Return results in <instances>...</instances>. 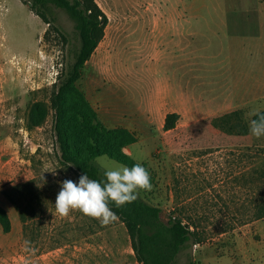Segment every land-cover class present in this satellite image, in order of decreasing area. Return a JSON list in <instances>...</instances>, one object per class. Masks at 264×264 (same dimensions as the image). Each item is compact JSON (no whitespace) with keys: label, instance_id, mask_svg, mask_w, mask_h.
I'll list each match as a JSON object with an SVG mask.
<instances>
[{"label":"rangeland","instance_id":"374dc122","mask_svg":"<svg viewBox=\"0 0 264 264\" xmlns=\"http://www.w3.org/2000/svg\"><path fill=\"white\" fill-rule=\"evenodd\" d=\"M95 1L108 23L77 85L100 122L135 134L124 152L152 183L138 195L163 220L176 212L195 228V264H264V136L249 132L251 114L264 110V0ZM54 14L58 28L21 0H0V204L12 221L9 233L0 227V264H140L119 217L103 225L55 213L59 182L80 174L61 160L52 106L79 37L66 13ZM233 34L252 58L238 45L231 56ZM35 102L49 111L38 126ZM170 113L179 117L166 130ZM95 163L123 165L105 155Z\"/></svg>","mask_w":264,"mask_h":264},{"label":"trees","instance_id":"16d2710c","mask_svg":"<svg viewBox=\"0 0 264 264\" xmlns=\"http://www.w3.org/2000/svg\"><path fill=\"white\" fill-rule=\"evenodd\" d=\"M31 11L50 26L57 23L54 11L61 10L73 21L79 37V48L68 77L52 97L55 110V133L61 152V160L71 165L81 175L103 181L104 169L95 163L101 156L131 167L137 162L124 152V148L136 142L135 134L124 127L109 128L99 121L97 112L77 85L87 61L100 41L108 17L95 0H21ZM56 28H58L56 24ZM49 30L46 31V35ZM48 108L42 102H35L31 108V120L38 126L48 115ZM259 112H264L261 110ZM179 115L170 113L166 117L165 129L175 127ZM255 118L254 116L252 119ZM109 207L125 224L132 241V248L140 264H176L182 253L189 252L199 242L197 232L176 212L162 218V208L141 196L131 204L117 208ZM23 214V210H21ZM264 217V208L258 218ZM0 227L4 233L12 230V221L7 210L0 204ZM192 227L194 229H192ZM186 264H195L190 257Z\"/></svg>","mask_w":264,"mask_h":264},{"label":"clouds","instance_id":"9594fccd","mask_svg":"<svg viewBox=\"0 0 264 264\" xmlns=\"http://www.w3.org/2000/svg\"><path fill=\"white\" fill-rule=\"evenodd\" d=\"M251 115L255 118L249 121V132L260 138L264 136V112H253ZM59 183L61 189L55 200L56 214L67 217L70 212L79 211L103 225L118 219L109 207L110 203L121 208L133 203L139 191L152 190L150 173L140 163L131 167L120 165L113 169L106 168L103 181L91 179L84 173L79 176L78 182L65 179Z\"/></svg>","mask_w":264,"mask_h":264},{"label":"crops","instance_id":"0c3cea01","mask_svg":"<svg viewBox=\"0 0 264 264\" xmlns=\"http://www.w3.org/2000/svg\"><path fill=\"white\" fill-rule=\"evenodd\" d=\"M246 43V44H245ZM248 41L241 37V35L233 34L229 38V47L230 50L233 52V48L235 46H240L241 50L243 51L242 56L249 52L250 57L252 58V51H250V47H247ZM223 45V44H221ZM236 48V47H235ZM237 50V48H236ZM230 54V53H229ZM236 54L234 51L231 53V56ZM259 56H260V68H261V88L264 90V2L262 5V9L260 12V49H259ZM237 59V58H236ZM244 61V59H243ZM246 62V61H244Z\"/></svg>","mask_w":264,"mask_h":264}]
</instances>
